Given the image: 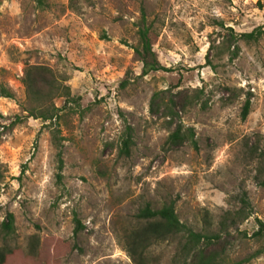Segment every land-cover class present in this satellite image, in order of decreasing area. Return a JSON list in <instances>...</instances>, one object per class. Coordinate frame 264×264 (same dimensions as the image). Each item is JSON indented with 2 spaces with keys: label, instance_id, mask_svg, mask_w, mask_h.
Here are the masks:
<instances>
[{
  "label": "rangeland",
  "instance_id": "374dc122",
  "mask_svg": "<svg viewBox=\"0 0 264 264\" xmlns=\"http://www.w3.org/2000/svg\"><path fill=\"white\" fill-rule=\"evenodd\" d=\"M143 23L166 69L142 73ZM32 64L79 100L52 124L62 185L49 121L24 109ZM0 84L14 95H0V264H137L136 213L170 201L186 227L220 235L210 249L224 264L264 245L252 236L264 221V0H0ZM178 125L196 147L169 140ZM236 211L246 218L232 222ZM185 237L151 239L145 264H195L176 260Z\"/></svg>",
  "mask_w": 264,
  "mask_h": 264
},
{
  "label": "trees",
  "instance_id": "16d2710c",
  "mask_svg": "<svg viewBox=\"0 0 264 264\" xmlns=\"http://www.w3.org/2000/svg\"><path fill=\"white\" fill-rule=\"evenodd\" d=\"M40 2V0H37ZM142 20L145 18L142 14ZM149 26L143 23L142 27L138 28L139 45L134 47V50L142 62V73H148L152 70L166 69L162 67L157 61L155 52L152 49L150 39L148 36ZM247 40L254 38L253 32L242 33ZM22 83L26 90L27 101L30 104L24 109L28 112L29 116L35 118H41L44 121H49L51 128V140L56 148V172L55 181L57 184L62 185V168H63V151L60 137L57 134V128H52L53 121H58L61 117L59 114L63 109L73 110L74 107L79 106L78 97H70L69 88L58 82L54 72L45 65L32 64L28 65L22 77ZM127 82V78H123L120 82L121 86H124ZM0 95L4 97L13 98V92L3 84H0ZM55 96H63L64 104L61 107H57L52 101ZM71 102L74 105H67ZM248 101L244 104L242 117H244L248 110ZM169 140L172 142H182L184 139L190 140L192 145L196 147V141L194 139V131L192 127L186 128L185 131L181 129V125H178L176 129L170 133ZM132 144V128L130 125H126L124 135L122 138V146L120 151L124 154L129 152ZM264 184V179L261 181ZM246 205L248 201L242 199ZM228 218L230 217L232 222L240 221L242 218H246L241 211L226 213ZM136 217L139 221L138 227H136L132 233V243L127 245V250L131 257L137 264H145L144 251L147 248L146 244L151 240H159L167 237L177 235L178 233L186 232V237L183 245L180 248V254L176 260H186L187 256L191 258V263L195 264H224L223 258L220 253L212 251L210 247L220 239V235L216 233L205 234L197 232L185 226L182 223L177 213L175 212V206L172 201L164 203L161 207L153 208L149 204L144 205L136 213ZM74 234H77L82 229V224L75 217ZM13 214L8 212L6 219L2 222V227L6 231H11ZM252 236L257 240L264 238V221L257 219V229L252 233ZM264 251V245L256 249L253 253L239 260L233 261L231 264H244L252 258L258 256ZM2 257V255H1Z\"/></svg>",
  "mask_w": 264,
  "mask_h": 264
}]
</instances>
